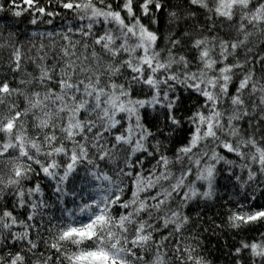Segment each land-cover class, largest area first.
Returning <instances> with one entry per match:
<instances>
[{"label":"snow or ice","instance_id":"1","mask_svg":"<svg viewBox=\"0 0 264 264\" xmlns=\"http://www.w3.org/2000/svg\"><path fill=\"white\" fill-rule=\"evenodd\" d=\"M23 3L27 8L21 9L17 0H11L13 15L19 17L29 10L40 17L59 15L39 6V0ZM58 6L73 13L78 23L69 22L62 36L67 43L58 58H51L55 62H37L36 73H29L31 79H18L17 74L23 71V57L20 48L15 47L7 74H0V198L5 189H14L11 194L16 197L17 206L29 209L27 221H33L37 210L49 205L34 199L43 195L39 182L26 191L23 182L39 174L55 182L53 190L59 203L66 205L64 197H73L74 207L65 206L62 210L67 221L61 220L48 229H55L48 242L56 253L55 264H136L145 259L153 246L151 264H168L167 253L161 251L164 242L173 233H181L189 224V217L179 211H165L164 206L173 194L179 195L188 187L185 182L192 175L189 166L176 176L169 169L170 164L183 165L188 160L198 168L196 180L207 184L203 192L195 186L188 187L181 196L183 201L198 196L211 199L216 165L234 163L217 148L246 161L242 167L247 169V180L241 182V188L249 182H259V176L264 175V76L255 78V65L259 63L264 69V56L258 52L252 56L253 49L248 47L250 37L264 35V0H187V16L195 15L191 6L204 9L211 22L207 26L210 30L227 21L235 28L236 36L231 38L229 32L226 37L192 38L191 32L185 31L183 35L188 40L172 35L164 48L158 44V30L151 27L159 24L157 14L171 7L164 0H119L115 5L111 0H58ZM167 17L169 25L182 19L176 11H168ZM31 23L36 24L37 19ZM73 36L81 39L73 40ZM188 43L196 51L192 60L181 54ZM243 48L249 56L243 62H231L229 57L238 56ZM217 49L219 55L215 56ZM39 59L47 57L42 55ZM249 64L252 67H247ZM237 69H245L242 77L237 76ZM125 70L131 74V81L152 90L151 99L134 100L125 85L116 82ZM17 82L32 87L24 91L14 86ZM175 84L197 93L203 103L187 115V123L193 127L188 143L177 150L174 162L159 154L163 145L156 137L166 140L185 124V118L178 115L181 97L170 95ZM161 85L168 90H162ZM232 86L234 92L230 90ZM20 97L26 104L23 108L18 103ZM225 101L230 109L222 111ZM146 106L165 110L164 124L156 132L141 123L139 109ZM245 119L251 134L242 133L238 126ZM221 132L233 139H221ZM149 137L156 141L154 151L149 150ZM209 140L215 144L211 155L198 154ZM244 148L251 149V153L244 152ZM138 153L154 158L159 154L147 175L142 171L143 161ZM205 158L211 163L201 167ZM81 167L91 182V194L77 203L76 192L66 186ZM236 179L241 180L239 176ZM249 199L256 198L253 195ZM260 222H264V206L246 205L245 201H239L226 220L228 227L236 230H247V226ZM161 224L164 229L171 226L172 231L157 240ZM17 225L25 231L13 232ZM32 227L18 220L12 211H0V240L4 243L11 240L25 243L28 251L36 249L37 243L29 234ZM196 251L192 246L174 249L180 264H208L203 256L194 255ZM244 253L249 256V264H264V233L258 240L240 239L229 254L236 258L234 264H245ZM53 259L49 256L41 264H50ZM0 264H25V256L20 251L9 253L7 258L0 254Z\"/></svg>","mask_w":264,"mask_h":264},{"label":"trees","instance_id":"2","mask_svg":"<svg viewBox=\"0 0 264 264\" xmlns=\"http://www.w3.org/2000/svg\"><path fill=\"white\" fill-rule=\"evenodd\" d=\"M111 2L115 5L119 0H111ZM164 2L171 7L166 8L162 13H158L159 24L151 26L153 30H158V34L161 36V39L158 41L160 48H164L168 42V38L172 35H175L178 39L188 40V37L183 35L185 31H190L192 38L200 36L226 37L229 32L231 33V38L236 36L235 28L230 26L227 21L224 22L223 26L218 25L216 30H210L207 26H210L211 22L207 21L208 13L204 9L191 6L195 15L191 17L187 16V0H164ZM17 3L20 4L21 9L27 8L23 0H17ZM177 5L184 6L177 8ZM0 6L4 9L0 11V45H2V47H0V74H7L9 57L14 48L19 47L23 57V71L17 74L18 79H31L29 73H36L37 62L41 64L54 63L55 61L51 58L53 56L58 58L61 47L67 43L63 40L62 36L66 32L69 22L78 23V21L74 20L73 13L67 12L58 6V0H39V6L45 7L49 11L59 13V15L54 18L47 16L40 17L31 10L25 11L21 16L17 17L13 15L15 9H12L11 0H0ZM168 11H176L182 19L177 23L169 25L167 17ZM33 18L37 19L36 24L31 23ZM49 19L52 20V23H47ZM144 22L148 23L147 18L144 19ZM177 24H179V27ZM202 29H204V31H201ZM33 33H35V35H33ZM48 33H53V35L49 36ZM72 39L78 40L81 38L79 36H73ZM42 45L43 48H41ZM248 47L253 49L252 56H255L257 52L259 56H264V35L254 34L250 37ZM80 51L83 52V49L81 48ZM181 54H186L189 59L192 60L196 56V51L192 49L191 44L188 43L186 46L182 47ZM42 55H46L47 59L43 61L40 60L39 58ZM214 55H219L218 49L215 51ZM246 56H249V54L247 49L243 48L239 50L238 56H230L229 60L233 63H235L236 60L243 62ZM259 56L256 58L259 59ZM247 67H252V65L249 64ZM255 69V78L259 80L264 76V69L261 68L259 63L255 65ZM192 70H195V64L192 65ZM244 71L245 69H237V76L242 77ZM234 81L235 84L239 82L236 77H234ZM116 82L124 84L130 91L131 98L134 100L151 99L153 94L152 90L146 85L131 81V74L128 73L127 70L124 71V75L116 78ZM14 86L20 87L24 91H28L32 87V85H21L18 82L15 83ZM161 89L168 90L166 85H161ZM230 90L234 92L235 86H232ZM170 95L181 97L178 115L185 118V124L168 139L165 140L159 135H157L156 139H160L163 145L160 148L159 154L167 155L170 160L175 162L177 150L188 143L190 129L193 127L190 123H187V115L200 107L203 103V98L180 84L174 85V92H170ZM245 97L247 98V93ZM18 103L21 108L26 106L23 97L19 98ZM228 109H230V104L228 101H225V103L221 105V110L225 111ZM164 111L165 110L160 106H156L155 108L146 106L145 108L139 109L141 123L151 131L156 132L157 127L164 124ZM224 119L226 120V117ZM134 121L135 117H133L132 122L134 123ZM125 123H127V120H125ZM238 126L242 133L246 132L247 134H251L252 129L249 127L246 119L238 122ZM219 135L223 140L233 139L226 135L225 132H221ZM155 142L154 139L149 137L147 144L150 151H154L153 145H155ZM213 147H215V144L209 140L205 145H202L198 154L208 152L209 155H211ZM217 151L234 163L229 165L221 162L216 165L215 179L212 188L213 195L211 199H204L198 196L192 200L183 201L181 196L183 192L188 191V187L195 186L200 192H203L207 190V184L206 182L196 180L198 168L194 164L190 165L188 160H185L183 165L180 163L169 165V169L176 176H179L182 171H185L191 166L192 175L189 176L185 182L188 187L182 189L179 195L173 194L170 203L164 206L165 211H179L182 216L186 215L189 217V224L185 226L182 232L179 234L173 233V235L169 237V240L164 242V248L161 251L167 253L166 260L168 264H180L179 260L176 259L177 254L174 252L177 246L181 248L189 246L196 247L197 251L194 255L203 256L206 261H208V264H234L236 258L229 254L232 247L238 243L240 239L258 240L261 234L264 233V222L247 226V230L232 229L228 227L226 223L227 215L230 210H234L238 206L239 201H245L246 205L254 204L256 206H264V175L259 176V182H249L241 188V182L247 180V169L242 167L246 161L241 160L240 157L233 153L226 152L222 148H217ZM243 151L249 154L251 153V149L249 148H244ZM159 154H157L155 158L153 156H148L147 153L137 154L143 161L142 171L145 175L153 169ZM41 159H43V157ZM208 163H211V161L205 158L202 161L201 167L206 166ZM120 166L123 167V164ZM36 167L38 168V166ZM109 167H114V165H109ZM254 170H256L255 166ZM237 176L241 178L240 181H237ZM37 182L41 185L43 195H37L34 199L37 201L42 199L49 207L38 209L37 215L33 221H27L29 209L17 206L16 197L11 194L14 189H5L3 197L0 198V211L10 210L18 220H23L28 224L34 225V227L30 229L29 234L30 238L37 243V248L28 251L25 243L13 242L11 240L4 243L0 240V254L7 258L9 253L15 254L17 251H20L25 256V264H41L42 261L52 256L54 259L50 264H55L56 253L48 247V242L53 239L55 229H52V231L48 229L51 225H56L61 220L67 221V217L63 214L62 210L65 206L68 208L74 207L72 203L73 197L71 195L64 197L66 205L59 203L57 195L53 190L55 182L44 178L42 174L34 175L30 179L24 181L23 187L25 191L34 186ZM90 183V180L86 177L84 168L81 167L78 172L70 178L66 187L68 190H74L76 192V201L79 203L81 198L86 200L88 195L91 194L90 190H88V185ZM82 188H84L85 191L82 192ZM128 194L130 195V193ZM253 195L256 198L254 201L249 199ZM78 219L84 218L79 217ZM12 231L23 232L25 229L23 226L17 225L13 227ZM171 231V226L168 229H164L161 224L160 231L156 234V239L160 240L162 236L168 235ZM3 235L6 238L8 233L5 231ZM139 254L145 256L144 251H140ZM154 256L155 248L153 246L152 251L145 259L136 261V264H151V260ZM243 260L245 264H249V256L247 253H244Z\"/></svg>","mask_w":264,"mask_h":264}]
</instances>
